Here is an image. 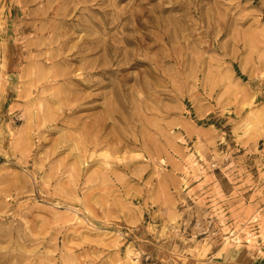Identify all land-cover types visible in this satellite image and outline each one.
<instances>
[{"label": "rangeland", "instance_id": "obj_1", "mask_svg": "<svg viewBox=\"0 0 264 264\" xmlns=\"http://www.w3.org/2000/svg\"><path fill=\"white\" fill-rule=\"evenodd\" d=\"M0 264H264V0H0Z\"/></svg>", "mask_w": 264, "mask_h": 264}, {"label": "bare ground", "instance_id": "obj_2", "mask_svg": "<svg viewBox=\"0 0 264 264\" xmlns=\"http://www.w3.org/2000/svg\"><path fill=\"white\" fill-rule=\"evenodd\" d=\"M134 260V259H133Z\"/></svg>", "mask_w": 264, "mask_h": 264}]
</instances>
